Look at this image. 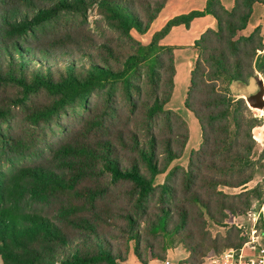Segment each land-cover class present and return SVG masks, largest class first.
<instances>
[{"label":"trees","instance_id":"trees-1","mask_svg":"<svg viewBox=\"0 0 264 264\" xmlns=\"http://www.w3.org/2000/svg\"><path fill=\"white\" fill-rule=\"evenodd\" d=\"M168 0H0V258L3 264H139L182 245L186 264L247 240H216L262 193L240 189L264 167L253 101L234 93L264 73L262 27L247 33L257 4L209 0L204 11L170 21L149 44L143 36ZM95 10L114 38L58 34L63 15ZM211 15L195 42L185 108L202 141L187 167L190 126L168 105L175 93L173 27ZM79 118L75 126L66 123ZM164 176L162 183H157Z\"/></svg>","mask_w":264,"mask_h":264},{"label":"rangeland","instance_id":"rangeland-1","mask_svg":"<svg viewBox=\"0 0 264 264\" xmlns=\"http://www.w3.org/2000/svg\"><path fill=\"white\" fill-rule=\"evenodd\" d=\"M101 16L95 11H91L86 18L82 17H72L63 15L59 17L54 23H52L51 28L58 34H72L75 36H88L95 37L99 41H104L107 39L114 38V33L103 23L100 25L97 24L101 20ZM134 36L137 40L143 42L144 44H149L151 41H143V38L137 32H134ZM190 81V75L185 70H178L177 79H176V93L175 100H178L179 97L186 91ZM234 93H238V90H235ZM246 98H249L248 96ZM252 113L260 121H262L261 126L254 130V136L256 141L259 144V152L256 154V158L259 159L264 150V112H261L257 109L251 108ZM186 117V113L184 114ZM188 119V120H187ZM186 121L190 126L191 139L189 145L186 149L185 155L182 159L174 162L173 166L180 165L187 167L189 163V156L192 150L197 149L202 141L201 127L195 117L187 118ZM79 118L71 117L67 120L66 123L72 127L78 123ZM164 181V176L158 178L157 183H162ZM258 188L262 193V198L260 201H255L254 205L250 209L247 215L245 216H229V219L226 221L225 227H220L213 222L209 223V232L212 237L216 240H223L229 234L232 237L246 239L247 243L243 247L244 254L252 255L254 250L251 246H259L261 237L264 234V167L259 169L256 174V178L246 187L240 189H229L222 188L221 190L229 195H239L244 191L253 190ZM254 232L256 234L254 235ZM252 240H256V244L248 245ZM236 250V249H234ZM220 254L212 252L204 259V264H213L214 259ZM189 254L187 250L182 245H173L169 244L168 251L166 254V259L163 261H154L151 264H186V261L189 259ZM0 264H3L2 259L0 258ZM129 264H139L136 257L132 254Z\"/></svg>","mask_w":264,"mask_h":264},{"label":"crops","instance_id":"crops-1","mask_svg":"<svg viewBox=\"0 0 264 264\" xmlns=\"http://www.w3.org/2000/svg\"><path fill=\"white\" fill-rule=\"evenodd\" d=\"M209 0H168L164 9L161 11L157 19L153 22L150 30L147 34L141 36L143 41H151L153 37L161 32L167 24L173 19L188 15L192 12H202L206 9ZM223 5L227 9H232L235 5V0H222ZM217 27L216 19L211 16H203L195 19L190 27L180 25L173 27L170 33L161 41L163 46L174 47L176 54V68L178 70H185L191 77L197 59L198 52L195 49V42L208 30L215 29ZM262 27L264 34V3L257 4L254 7L253 15L250 19L247 33L252 32L255 28ZM261 63H264V51L261 54ZM177 79V75H176ZM176 79H175V93H176ZM190 85V81L186 91L175 100V93L173 99L169 103L168 107L181 114L185 119L194 117L185 108V98ZM264 87V73L258 72V77L253 78L249 85H235V90H238L237 95L244 98L256 95L261 91V87ZM186 113V117L185 114ZM188 120V119H187Z\"/></svg>","mask_w":264,"mask_h":264},{"label":"built area","instance_id":"built-area-1","mask_svg":"<svg viewBox=\"0 0 264 264\" xmlns=\"http://www.w3.org/2000/svg\"><path fill=\"white\" fill-rule=\"evenodd\" d=\"M256 232H254V235ZM256 240H252L248 245L256 244ZM259 246H251L254 250L252 255H245L244 249L237 251L234 249H228L221 255L217 256L213 264H264V234L261 237ZM166 264H170L167 262Z\"/></svg>","mask_w":264,"mask_h":264},{"label":"water","instance_id":"water-1","mask_svg":"<svg viewBox=\"0 0 264 264\" xmlns=\"http://www.w3.org/2000/svg\"><path fill=\"white\" fill-rule=\"evenodd\" d=\"M250 100L253 101V104L251 105L252 108L264 112V87H261V91L259 93L251 96Z\"/></svg>","mask_w":264,"mask_h":264}]
</instances>
